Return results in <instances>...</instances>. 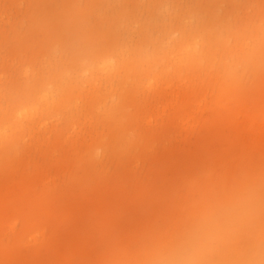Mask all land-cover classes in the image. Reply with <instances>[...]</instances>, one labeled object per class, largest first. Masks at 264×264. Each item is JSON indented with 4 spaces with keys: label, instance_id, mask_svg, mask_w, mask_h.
I'll return each instance as SVG.
<instances>
[{
    "label": "rangeland",
    "instance_id": "rangeland-1",
    "mask_svg": "<svg viewBox=\"0 0 264 264\" xmlns=\"http://www.w3.org/2000/svg\"><path fill=\"white\" fill-rule=\"evenodd\" d=\"M263 87L264 0H0V264H264Z\"/></svg>",
    "mask_w": 264,
    "mask_h": 264
},
{
    "label": "bare ground",
    "instance_id": "bare-ground-1",
    "mask_svg": "<svg viewBox=\"0 0 264 264\" xmlns=\"http://www.w3.org/2000/svg\"><path fill=\"white\" fill-rule=\"evenodd\" d=\"M228 80H229V83L227 84V88H225V91H234L237 90V86L239 85L238 84V79H237V76L236 74L234 75L232 72L228 73ZM259 94H258V98H264V87L261 88V90H259ZM223 100H218L217 103L219 104H222ZM256 112H252L248 115L247 117V124L248 125H253L255 123H257V125H261V124H264V109L262 110L261 106L258 105L256 106L255 108ZM259 133L261 134L260 136L257 137V144L259 143V145L261 146L259 149H262V151L264 152V148L262 146H264V131H263V128L261 131H259ZM243 192L241 193V196H242ZM188 243H191V242H188ZM164 252H162V255H158L157 258L154 259L153 262L158 263L160 262L163 258ZM242 263V262H241ZM212 264H214L212 262Z\"/></svg>",
    "mask_w": 264,
    "mask_h": 264
}]
</instances>
